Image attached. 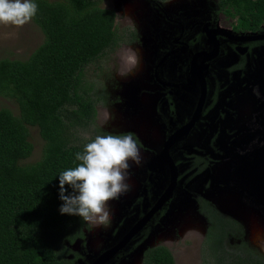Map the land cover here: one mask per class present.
I'll list each match as a JSON object with an SVG mask.
<instances>
[{"label":"rangeland","instance_id":"374dc122","mask_svg":"<svg viewBox=\"0 0 264 264\" xmlns=\"http://www.w3.org/2000/svg\"><path fill=\"white\" fill-rule=\"evenodd\" d=\"M101 7L114 11L122 41L115 51H107L84 69L86 80L93 85V95L98 100L94 125L112 133H133L142 144L139 147L142 162L139 166L132 165L129 170V191L118 200L109 201L110 222L99 225L95 220L86 221L85 239L72 246L77 254L69 256L77 264H91L116 246L140 219V214L150 208V201L154 203L169 185L171 175L166 163L155 172L148 168L169 137L161 123V120L169 122L166 118L168 111L160 103L157 114L154 105L160 87L151 84L152 80L156 81L155 77L159 82L185 80V76L177 75L182 59L174 55L182 52L178 43L180 39L174 42L175 39L186 31L182 40L189 41L197 32L196 24L206 21H216L224 32L232 33V20L217 10V0H102ZM161 10L181 22L169 43L164 38L154 37L158 34V30L152 28V25L156 27L154 17L157 20ZM232 23L236 26L235 20ZM42 41L41 30L31 20L22 26L0 25V59L25 60ZM261 49L263 52L260 48L255 49L259 58L252 57L253 54L248 57L247 69L254 68V75L257 74L254 80L236 75L235 84H231V78L228 81L231 88L227 94L231 99L226 103L230 110L236 111L235 114L219 117L218 109H213L208 115L211 120L196 124L191 133L183 136L182 143L174 141L169 147L171 158L181 162L176 172L177 181L166 204V212L152 226L142 245L166 246L176 264H215L203 251L206 219L197 212L196 198L199 196L240 221L246 229L247 242L264 257V246L258 243L264 240V74L259 73L264 67V49ZM212 58L215 59L213 67L217 81H227L225 71L236 61V54L228 50L216 53ZM247 81L254 85L245 89ZM145 88L150 92L144 94ZM237 92L240 94H234ZM187 105L194 110L191 102ZM0 108H7L19 116L17 104L7 98L0 97ZM189 116L186 118L183 109L179 108L171 121L172 127L184 125ZM218 120L222 121L218 123ZM27 128L33 150L22 163L32 164L42 155L43 141L37 127ZM227 128L229 130H224ZM215 130L217 134L211 140ZM89 136L87 133L85 137ZM182 150H188L185 151L187 155H200L202 151L204 155L209 154L211 166L198 175L192 174L187 169L189 159L183 156ZM254 171L261 173L255 178ZM144 183L146 190L143 189ZM138 196H142L141 210L136 208L131 213ZM142 245L134 248L132 239L106 264H141Z\"/></svg>","mask_w":264,"mask_h":264},{"label":"trees","instance_id":"16d2710c","mask_svg":"<svg viewBox=\"0 0 264 264\" xmlns=\"http://www.w3.org/2000/svg\"><path fill=\"white\" fill-rule=\"evenodd\" d=\"M101 2L37 0L38 12L31 21L41 30L42 43L25 60L0 59V97L19 109L15 116L0 108V264H77L69 256L77 254L72 246L85 239L88 225L58 211L56 177L78 163L74 154L89 139L112 133L94 125L98 100L84 75L86 66L115 51L122 41L114 11L102 8ZM217 6L235 19L238 32L261 31L264 25V0H217ZM28 126L37 127L43 148L37 162L23 164L33 150ZM138 145L142 146L139 141ZM184 156L194 175L211 166L206 156ZM260 173L254 171V177ZM141 197L131 213L141 210ZM196 199L197 212L206 219L203 251L211 261L264 264V257L247 242L240 221L220 212L211 201ZM165 212L166 205L133 238L134 248L143 244ZM141 264L176 262L166 246L142 245Z\"/></svg>","mask_w":264,"mask_h":264},{"label":"flooded vegetation","instance_id":"af4514ba","mask_svg":"<svg viewBox=\"0 0 264 264\" xmlns=\"http://www.w3.org/2000/svg\"><path fill=\"white\" fill-rule=\"evenodd\" d=\"M156 9L158 10V8H156ZM217 10L221 13L222 16L232 20V21L230 20L231 21L230 23L232 25L231 35H228L226 32H225L226 34L214 32L216 30L224 32V30L217 25L216 21L198 22L196 24L197 32L195 35H193V37L189 41L185 42L182 40L183 39L182 35L185 34L186 31L178 39H175V41H174V42H177L180 39V41L178 43L180 45V47H179L180 51L182 52L180 54L174 55V56H179L182 59L181 64H179V65H182V67L179 68L180 72H177V75L185 76V80L183 81V78H181V79L176 80L174 82H165V81L159 82V80H157L156 77H155V79L157 82L155 80H152L154 82H152L153 84H151V85L160 87V89H158L159 92L157 93L159 95V97L154 100V102H155L154 105L156 106V113L158 114V108H159L158 106L160 103H162V106L164 105V107H166V109L168 111L166 118L169 122L161 120L162 121L161 123L165 125V130L167 133L169 132V134H168L169 137L171 135L175 134L176 131L181 129L184 125L189 123L195 117L198 103L202 97H204L203 98V105L201 107V111L199 113V116H198L195 124L189 130L190 133L194 130L196 124H198L200 122L207 123V120H211V118H209L208 115H210V113L212 114L213 109H215V110L218 109L217 116H219V117L226 118L227 113L235 114L236 111L230 110L228 107V104L226 103V101L228 99H231V95H228L229 89L231 88V86H228L229 79L231 78L230 79L231 84H235V82H236L235 76L236 75H238V77H240L242 79L252 78L253 80L257 76V74L254 75V68L247 69V64L249 63L248 57L251 54H253L252 57L256 56V58H259L260 55L255 52V49L260 48L261 52H263L261 48L264 49V38L263 39H257V40H251V41H239V40L235 39L234 37L241 36V35H261V36H264V25H262L260 27L261 31L248 32V33L238 32L235 29L236 26H234L232 23L233 20H235V19L227 16L223 11H220L218 6H217ZM160 15L161 16L159 18H157V20L160 21L159 23H157V22L155 23V21H157V20H156V17H154L155 19H154L153 23L156 27H154L152 25V28H154L156 31L158 30L156 32L158 34L156 36H154V35L153 36L156 37L157 39L158 38H164L167 41V43H169L171 41V38L174 36L175 31H177L178 26H181V22H178V20L168 17V14H166L164 12V10L160 11ZM162 32L167 33V35H164ZM214 50H216V53H221L222 51L226 52L228 50H231L234 54H236V61H234L231 66L226 68L225 72L227 73L228 78H227V81H225L223 83H219L217 81L216 77L214 76L215 71H214V67H213V62L215 61V59L212 58V53ZM263 60H264V58H263ZM255 69H256V66H255ZM248 70H249V72H248ZM259 73L264 74V67L260 69ZM250 85L253 86L254 84L251 81H247V83L245 85L246 87H244V88L248 89ZM155 90H154V92H155ZM148 92H150V91L145 88L143 93L147 94ZM234 94H240V92H237ZM192 98H195L196 100L194 101V100H192ZM190 102H191V106L193 108L195 106L193 111H192V109L190 110V106L187 105ZM180 103H185V105L182 106ZM221 104H223V105H221ZM245 106H248V108H249V105H245ZM179 108L183 109L184 114L186 115V118L189 115L190 116H189V119L184 123V125H182V126L180 125V126L175 128V127H172L171 121H172V119H174V116L176 114V110H178ZM190 113H192V115ZM220 121H222V120H218L217 122L219 123ZM251 124H254V123H251ZM224 130H229V128L224 129ZM216 134H217V130H215V133L211 137V140L214 139V136ZM183 136L185 137L184 134L181 135V137L177 139L176 143H182L183 142V139H182ZM179 139H181V140H179ZM209 145H211V143H209L208 146ZM185 151H188V150H182L183 156H184V154H187ZM202 153H203V151L201 152L200 155L206 156L209 158V156H208L209 154L204 155ZM209 161L211 164L212 160H209ZM177 168H178V165H177ZM158 169H160V168H158ZM155 171L156 170H154V172ZM147 182L148 181L146 180L145 183L147 184ZM145 183L143 184L144 190H146V184ZM147 190L149 192L150 188H148ZM150 202H151V204H150V208H151L155 202L153 203L152 200ZM166 204H164L163 206H165ZM220 212H222V211H220ZM143 215H144V213H143ZM199 215H201V214H199ZM205 233H206V229H205ZM204 239H205V237H204ZM231 241H232V239H231Z\"/></svg>","mask_w":264,"mask_h":264},{"label":"clouds","instance_id":"9594fccd","mask_svg":"<svg viewBox=\"0 0 264 264\" xmlns=\"http://www.w3.org/2000/svg\"><path fill=\"white\" fill-rule=\"evenodd\" d=\"M37 12V0H0V25H25ZM74 155L78 163L56 177L58 211L107 225L112 216L109 201L129 191V170L142 162L138 141L132 133L101 132ZM258 243L264 246V240Z\"/></svg>","mask_w":264,"mask_h":264},{"label":"water","instance_id":"95a60500","mask_svg":"<svg viewBox=\"0 0 264 264\" xmlns=\"http://www.w3.org/2000/svg\"><path fill=\"white\" fill-rule=\"evenodd\" d=\"M216 33H224L221 31H214ZM234 37V36H233ZM235 39L239 41H251V40H257V39H263L264 36L261 35H241L234 37ZM216 55V50L213 51L212 57ZM205 90V89H204ZM203 98L202 97L198 103L197 110L195 117L186 125H184L181 129L175 132V134L171 135L167 138V140L164 142L162 151L153 158L151 164H149L148 168L150 171L157 170L158 168H161L163 163H166L170 170V182L168 187L165 189L164 193L157 199V201L154 203V205L147 210L144 215L130 228V230L125 234V236L122 238V240L114 247L108 249L105 251L101 256L95 258L91 264H106L109 260H111L121 249H123L139 232L144 229V227L148 224V222L152 219V217L163 207L164 204H166L170 197L173 194V190L175 187V183L177 181L176 178V172H177V165L175 164L174 160L171 158L169 154V147L172 142H176L178 138L181 137V135H187L189 130L193 127L195 124L199 113L201 111V107L203 105ZM151 165L156 166L152 167Z\"/></svg>","mask_w":264,"mask_h":264}]
</instances>
